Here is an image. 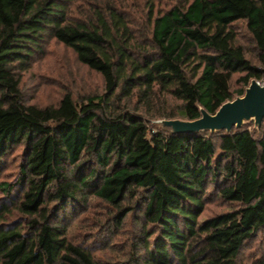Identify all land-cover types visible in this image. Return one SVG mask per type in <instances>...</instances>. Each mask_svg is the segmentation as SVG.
Masks as SVG:
<instances>
[{"label":"trees","instance_id":"trees-1","mask_svg":"<svg viewBox=\"0 0 264 264\" xmlns=\"http://www.w3.org/2000/svg\"><path fill=\"white\" fill-rule=\"evenodd\" d=\"M79 1L0 0V176L22 149L15 178L0 180V264H106L68 235L91 198L110 209L105 235L130 218L129 264H264V248L238 261L246 243L264 244V135L149 122L214 115L264 83V0H183L162 12L154 0L135 12L128 0ZM50 39L101 76L102 93L27 102L21 74ZM213 196L233 208L200 219Z\"/></svg>","mask_w":264,"mask_h":264},{"label":"rangeland","instance_id":"rangeland-1","mask_svg":"<svg viewBox=\"0 0 264 264\" xmlns=\"http://www.w3.org/2000/svg\"><path fill=\"white\" fill-rule=\"evenodd\" d=\"M182 1L154 0L155 9L157 12H162L171 7V5ZM85 2L86 0H82V2L80 0L77 3H80V7L84 8L86 6ZM144 2L145 0H128L125 4L127 7L133 6L130 7V10L135 12L134 10H138L137 8L142 6ZM236 31L237 41L244 47L248 58L254 61L253 43L244 25L239 23ZM44 46L43 51L32 59L30 68L21 74L20 90L28 103L36 104L40 107L51 106L56 105L66 92L72 94L75 99L103 92L101 76L82 65L70 49L52 39L47 41ZM236 79L237 77H234V81ZM234 81L232 82L231 89L233 92H236L240 87ZM260 84L264 86V83ZM133 105L134 103H132ZM160 105L164 106L162 101H157L155 105L156 109ZM166 106H173V103L168 102ZM155 115L156 111L151 114L149 113V115L144 114L146 119L153 118ZM149 122L152 124H162L163 121L154 119L149 120ZM241 127L252 132L255 137H261L264 135V118L259 124L254 119L244 121ZM21 153V148L15 149L8 161L7 169L0 176V180L10 181L15 178L18 171V163H20L22 158ZM232 208V205H228L213 196L205 204L200 219L211 217ZM109 214L110 209L103 202L91 198L86 211L69 221V238L75 243H84L100 261L106 262V264H129L130 244L136 243L137 231L136 229L133 231L130 218H128L125 219V223L121 229L113 230L111 236L105 235L102 230L106 226L104 222H106ZM95 222L101 224L97 229V223ZM95 237L96 239L100 238V240L95 241ZM263 248L264 244L260 237L251 240L241 250L238 261L240 263L253 261L262 253Z\"/></svg>","mask_w":264,"mask_h":264},{"label":"water","instance_id":"water-1","mask_svg":"<svg viewBox=\"0 0 264 264\" xmlns=\"http://www.w3.org/2000/svg\"><path fill=\"white\" fill-rule=\"evenodd\" d=\"M200 119L195 121H163V126L171 128L178 134L195 133L200 131H226L240 128L244 121L256 120L259 124L264 118V86L251 81L242 97L223 104L214 115L201 112Z\"/></svg>","mask_w":264,"mask_h":264}]
</instances>
